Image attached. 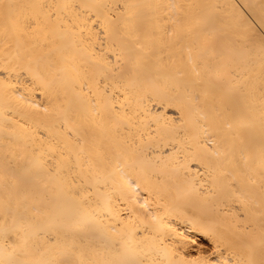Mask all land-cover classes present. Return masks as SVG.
I'll list each match as a JSON object with an SVG mask.
<instances>
[{
	"label": "bare ground",
	"instance_id": "1",
	"mask_svg": "<svg viewBox=\"0 0 264 264\" xmlns=\"http://www.w3.org/2000/svg\"><path fill=\"white\" fill-rule=\"evenodd\" d=\"M0 264H264V0H0Z\"/></svg>",
	"mask_w": 264,
	"mask_h": 264
}]
</instances>
